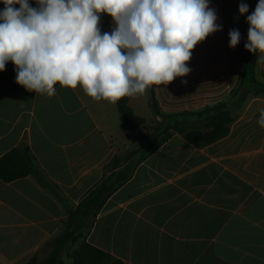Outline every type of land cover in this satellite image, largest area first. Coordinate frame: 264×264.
Here are the masks:
<instances>
[{"label":"crops","instance_id":"1","mask_svg":"<svg viewBox=\"0 0 264 264\" xmlns=\"http://www.w3.org/2000/svg\"><path fill=\"white\" fill-rule=\"evenodd\" d=\"M242 2L248 5L244 15ZM257 3L209 0L222 30L193 48L189 74L150 86L147 105L152 109V88L166 114L223 101L237 82L247 17ZM29 5L38 7L36 0ZM5 7L0 0V11ZM113 26L112 18L101 13V34H110ZM230 29L241 34L234 48L229 47ZM258 76L264 81L261 58ZM16 78L8 61L0 71V157L27 143L45 184L35 176L10 183L0 179V264L46 259L69 213L104 178V167L147 131H133L135 139L122 143L117 102L94 100L80 85L57 84L51 96L35 93ZM129 105L145 118L139 97L130 96ZM262 113L264 99L250 100L230 134L202 149L174 134L108 199L85 235L87 242L125 264H264Z\"/></svg>","mask_w":264,"mask_h":264},{"label":"clouds","instance_id":"2","mask_svg":"<svg viewBox=\"0 0 264 264\" xmlns=\"http://www.w3.org/2000/svg\"><path fill=\"white\" fill-rule=\"evenodd\" d=\"M3 3L0 71L11 61L19 85L49 96L57 84L80 85L94 100L116 103L151 85H168L189 74L193 48L222 30L209 0H36L37 8L29 0ZM239 12L247 13L248 5L240 3ZM101 13L112 18L110 34H101ZM247 23L244 48L264 53V0ZM228 35L229 47H236L239 30ZM258 123L264 126V113Z\"/></svg>","mask_w":264,"mask_h":264},{"label":"trees","instance_id":"3","mask_svg":"<svg viewBox=\"0 0 264 264\" xmlns=\"http://www.w3.org/2000/svg\"><path fill=\"white\" fill-rule=\"evenodd\" d=\"M264 53L250 52L245 48L237 82L227 97L197 111L164 113L152 88L151 107L159 118V128L152 136H140L133 147L122 155H116L104 167V178L91 189L63 222L62 234L50 242L51 251L44 260L32 258L28 264H63V255L68 247L79 243L73 254L72 264H125L121 259L104 252L86 240L85 235L94 227L108 199L134 175L136 168L148 156L158 150L174 134L182 135L198 149L205 148L224 138L234 122L243 114L252 99H264V81L258 76L259 60ZM153 86V85H151ZM130 96L117 101L121 120L131 131L146 126V119L137 116L129 105ZM28 176H35L43 184L45 179L36 166V160L27 143L0 157V179L6 183Z\"/></svg>","mask_w":264,"mask_h":264},{"label":"rangeland","instance_id":"4","mask_svg":"<svg viewBox=\"0 0 264 264\" xmlns=\"http://www.w3.org/2000/svg\"><path fill=\"white\" fill-rule=\"evenodd\" d=\"M136 96L139 97V100H140V103L142 106V113L145 115V118L147 119V123L145 126L147 131L144 132L143 136H146V135L152 136L160 126H159V123L155 120V117L153 115V110L147 105V100L150 97V87H148L143 93H137V94L133 95L134 98H137ZM115 122L118 124L119 128L121 129V130H119V132L121 133V136L123 139L122 143H126L128 141V139H131L134 136L133 131H131L124 123H122L118 119L115 120ZM133 138L135 139V137H133ZM136 142H137V139L130 146V148L133 147V145ZM116 148L118 150L122 149V147L119 143H117ZM74 246L75 245H71L64 252L63 264H72V258H73V254H74V249H73Z\"/></svg>","mask_w":264,"mask_h":264}]
</instances>
